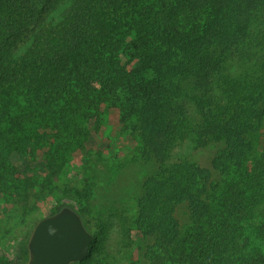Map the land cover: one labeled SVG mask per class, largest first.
Returning <instances> with one entry per match:
<instances>
[{
	"label": "trees",
	"instance_id": "obj_1",
	"mask_svg": "<svg viewBox=\"0 0 264 264\" xmlns=\"http://www.w3.org/2000/svg\"><path fill=\"white\" fill-rule=\"evenodd\" d=\"M242 2L0 0V194L23 200L41 178L50 187L86 147L102 105L118 106L139 136L135 159L155 168L123 227L140 238L125 247L136 245L147 264H264L249 233L264 209V146L251 158L264 127V34L240 48L252 4ZM220 46L230 53L218 56ZM187 139L222 146L210 166L173 160ZM64 206L92 232L86 206L63 201L50 214ZM11 209L20 212L18 203ZM92 233L77 262L111 264ZM28 239L19 264L29 260Z\"/></svg>",
	"mask_w": 264,
	"mask_h": 264
},
{
	"label": "rangeland",
	"instance_id": "obj_2",
	"mask_svg": "<svg viewBox=\"0 0 264 264\" xmlns=\"http://www.w3.org/2000/svg\"><path fill=\"white\" fill-rule=\"evenodd\" d=\"M242 1L243 6L252 3L251 17L249 22L244 24L237 41L241 45L240 48H246L250 44L251 36L264 34V0ZM230 51L231 49L220 46L216 54L223 56ZM236 54L240 55L239 52ZM120 94L123 96L122 92ZM102 108L100 123L96 125L94 121H90V135L86 147L78 148L69 155V160L53 178L50 187L44 189L46 178H41L39 181L41 180L42 187L37 185L27 191L23 200L17 194H0V264H19L22 259L21 247L27 237L30 239L37 222L49 215L56 205L63 201H73L82 209L85 206L89 208L90 228L98 237V255L109 256L107 260L111 264H147L136 245L125 247L140 237L131 229L127 237L123 227H130L126 226L125 222L135 211V199L142 191L144 179L152 174L155 168L151 163L135 159V153L140 146L139 136L121 120L120 108L105 103ZM253 139L255 147L251 158L254 160L264 146V127L253 135ZM221 146V143L211 142L205 147H195L194 143L187 139L176 144L170 154L173 160L185 158L201 166H210L211 158ZM11 157L22 169L25 167V161L17 154L13 153ZM42 165L34 162L32 166L41 171ZM104 172H107L105 176L99 175L95 178L96 173ZM90 176L91 182H87L86 178ZM17 203L20 212L15 214L12 211L8 214L7 210L11 211ZM179 214L183 217L182 212ZM253 222L255 225L249 229L250 236L254 239V234H257L255 242L260 240L261 250L264 251V237L261 234L264 209ZM121 238L127 239L122 242Z\"/></svg>",
	"mask_w": 264,
	"mask_h": 264
},
{
	"label": "water",
	"instance_id": "obj_3",
	"mask_svg": "<svg viewBox=\"0 0 264 264\" xmlns=\"http://www.w3.org/2000/svg\"><path fill=\"white\" fill-rule=\"evenodd\" d=\"M94 234L80 214L69 206L40 219L28 241L26 264H70L88 254Z\"/></svg>",
	"mask_w": 264,
	"mask_h": 264
}]
</instances>
